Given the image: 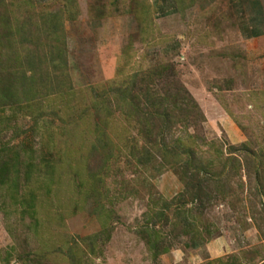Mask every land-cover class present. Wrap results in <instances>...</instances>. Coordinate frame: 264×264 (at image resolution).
Instances as JSON below:
<instances>
[{
  "label": "rangeland",
  "instance_id": "1",
  "mask_svg": "<svg viewBox=\"0 0 264 264\" xmlns=\"http://www.w3.org/2000/svg\"><path fill=\"white\" fill-rule=\"evenodd\" d=\"M32 4L34 10L14 8L12 13L4 0L0 20L5 16L11 22L18 18L38 23L41 11L62 12L60 45L74 90L85 95L91 89L107 91L112 82L128 81L134 74L138 81H151L148 86L157 92L175 83L177 89L170 87L173 93L192 97L202 114L203 120L189 125V134L221 146L224 153L229 146L246 143L264 163V40L242 36L244 17L234 16L229 0H32ZM40 49L47 54L45 46ZM44 57L48 61L49 55ZM20 58L23 65L13 70L26 71L29 77L31 71ZM43 66L50 71L47 63ZM22 96L21 91L8 99L15 102L0 108V153L32 148L37 161L50 162L54 169L45 174L44 184L31 179L28 186L23 179V191L14 196L12 185L0 186V264H72L71 259L73 264H217L219 258L228 264H259L264 259V195L255 191L254 174L249 179L242 170L240 178H233L227 200L205 212L212 236L202 234L197 246H190V236L179 226L159 223V248L171 246L154 257L139 231L145 228L155 190L166 199L181 191L173 173L166 170L150 180L149 170L135 168L118 154L101 169L100 195L92 197L91 190L81 189L68 164L75 157L58 159L64 149L58 138L61 122L52 111L59 103L43 99L41 105L29 107ZM175 129L176 136L183 126ZM135 134L132 130L130 136ZM71 140L76 146L77 136ZM90 166L97 170L99 162ZM39 169L44 177L45 164ZM145 178L151 186L143 184ZM39 184L44 187L41 194ZM33 186L39 201L38 226L23 214L29 205L24 197ZM98 233L102 235L92 253L87 243ZM40 238L49 247H42ZM69 247L76 249L70 259Z\"/></svg>",
  "mask_w": 264,
  "mask_h": 264
},
{
  "label": "trees",
  "instance_id": "2",
  "mask_svg": "<svg viewBox=\"0 0 264 264\" xmlns=\"http://www.w3.org/2000/svg\"><path fill=\"white\" fill-rule=\"evenodd\" d=\"M193 1L189 0L190 3ZM0 2L4 3V0ZM8 5L12 13L15 12L14 8L18 11L35 9L32 0H8ZM65 8L69 10V6ZM61 14L62 12L41 11L38 23L29 20L20 22L18 18L11 22L5 16L1 18L0 108L4 104L15 102L8 99H15L21 91V99L29 107L41 105L43 99L58 102L59 105L52 111L61 122L58 138L62 139L64 149L59 151L58 159L61 160L66 155L75 157L68 159V164L73 168L81 189L85 192L91 190L94 193L91 194L92 197L100 195L101 169H107L112 163V157L118 154H123L127 163H133L135 168L149 170L150 180L159 177L166 170L171 171L182 185L181 191L171 199H166L155 190L149 198L145 228L139 231L143 237L148 238L145 241L154 257L166 253L171 246L159 248L162 239L159 228L156 227L161 222L179 226L184 235L190 236L192 247L197 246L198 240L203 238L202 234L211 237V225L204 222V214L219 201L227 200L232 180L241 176L242 170L249 179L254 174L255 191L259 196L264 195V163L260 160L262 155L249 149L246 143L240 144L239 148L229 146L224 153L221 146L208 142L195 133L189 134V125H196L203 120L202 114L192 97L173 93L170 87L175 90L177 84L168 83L166 90L162 89L158 93L154 87L148 86L147 83L151 81H138V75L134 74L128 81L112 82L107 91L91 89L85 95L81 90H74L69 82L65 52L61 49V45H64ZM42 46L48 49L47 54L42 53L41 49L37 51ZM46 55H49L48 61L44 57ZM20 57H23L26 69L31 71L29 77L26 76V71L20 73L13 70L20 69L23 65ZM45 63L50 66V71L43 66ZM156 74L162 75L161 72ZM46 83L49 86L46 87ZM51 83L55 84V88L51 87ZM178 124L183 126V131L175 136ZM84 127L87 130L85 132ZM44 128L47 130L46 125ZM132 130H136L135 137L130 136ZM74 136L78 140L73 147L71 137ZM235 150L240 154L235 155ZM9 152L0 153V186L9 183L8 187L11 188L12 185V196L23 191V179L27 180L28 186L31 179L35 183L39 180L44 184L47 179L45 174H50L54 169L50 162L37 161L32 155V148L19 150L14 147ZM95 160L99 162L97 170L90 168V163ZM44 164L46 170L44 177H41L39 167ZM142 176L140 174V179ZM143 184L151 186L146 178ZM39 186L41 189L38 187L37 191L41 194L44 187L41 184ZM31 189L24 197L29 205L23 214H27L38 226L36 212L39 201L33 194L34 186ZM216 234V238L220 237L219 232ZM100 235L102 234L98 233L89 238L87 244H90L88 246L92 253ZM42 238L41 245L45 247L47 245ZM75 251V248L69 247V259L74 256ZM45 252L43 249V253ZM43 253L38 255L39 258L44 257ZM5 260L8 262V259ZM216 260L217 264L229 262L222 263L220 258ZM70 261L73 264L72 259Z\"/></svg>",
  "mask_w": 264,
  "mask_h": 264
},
{
  "label": "crops",
  "instance_id": "3",
  "mask_svg": "<svg viewBox=\"0 0 264 264\" xmlns=\"http://www.w3.org/2000/svg\"><path fill=\"white\" fill-rule=\"evenodd\" d=\"M234 16L244 17L242 36L247 40H264V5L262 0H229ZM220 240H216L219 242ZM220 257V256H219ZM218 258V257H217ZM264 259L259 264H263Z\"/></svg>",
  "mask_w": 264,
  "mask_h": 264
}]
</instances>
